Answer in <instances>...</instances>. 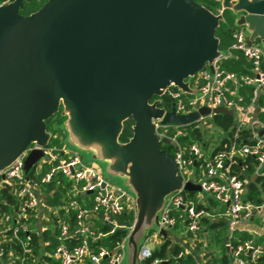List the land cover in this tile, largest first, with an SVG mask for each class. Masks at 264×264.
Segmentation results:
<instances>
[{"label":"water","instance_id":"95a60500","mask_svg":"<svg viewBox=\"0 0 264 264\" xmlns=\"http://www.w3.org/2000/svg\"><path fill=\"white\" fill-rule=\"evenodd\" d=\"M25 1L0 5V157L16 149L0 173L31 144L25 173L34 167L42 157L38 147L51 137L45 121L60 110L67 119L61 129L72 123L68 142L87 148L92 160H110L105 179L127 180L135 196L137 190L143 196L152 191L157 210L151 222L143 226L144 213L135 216L124 245L122 264H138L140 240L158 230L168 196L201 192L199 183L183 182L171 154L160 147L172 143L154 132L152 120L187 127L208 116H234L223 107L204 105L177 115L173 105L169 111L159 106L170 85L195 95L190 88L195 74L205 66L213 71L214 61L225 57L215 33L221 12L232 10L227 4L234 0H224L218 15L194 0H47L23 16ZM239 4L244 13L234 26H244L247 44L259 40L264 50V0ZM128 119L132 136L122 143ZM258 134L264 139L263 130ZM137 181L145 182L141 189ZM160 234L167 237L164 230Z\"/></svg>","mask_w":264,"mask_h":264},{"label":"built area","instance_id":"2783aa9c","mask_svg":"<svg viewBox=\"0 0 264 264\" xmlns=\"http://www.w3.org/2000/svg\"><path fill=\"white\" fill-rule=\"evenodd\" d=\"M11 1L4 0L0 5ZM230 34L232 42L225 57L214 61L213 71L205 66L192 79L190 88L196 90L195 95L183 94L173 85L168 86L165 93L177 115L188 114L204 105L210 109L223 107L233 111L237 130H250L251 137L246 143L224 145L214 152L213 144L204 149L197 142L187 144L182 141L185 136L182 127L163 126L159 119L152 120L154 132L172 143L170 154L179 176L183 182L199 183L201 192L194 193L203 198L196 202L184 190L170 195L159 213L158 230L151 238H160L162 230L168 232L180 225L189 243L192 242L188 249L180 246L176 259L184 258L191 254L190 250L207 246L199 237L208 232L211 223L222 219L227 231L226 264H258L264 258V242L234 240L233 237L240 225L264 210V198L260 204L244 199L250 169L255 177L264 174V139L258 134V130L264 131V122L251 117L254 104L264 91V50L255 43L248 45L247 35L241 29H232ZM232 52L241 53L251 66V73L244 81L252 86L253 92L245 107L237 106L227 92L226 85L236 81V74L219 66ZM210 117L201 118V125H196L202 128ZM32 149L33 144L0 173V192L9 189L17 201L14 206L0 194V205L7 207V210L0 208V264H27L28 261L32 264H122L127 234L112 248L99 242L119 229L128 231L131 228L132 225L118 222V218L126 213L123 204L126 194L107 181L98 168L84 164L77 153L64 148L38 147L42 157L32 168L33 176L29 177L24 171V162ZM56 176L67 179L71 185L66 192L68 201L64 206L50 210L47 218V221H54L52 227L57 244L52 250L45 249L34 255L32 234L37 232L31 227L30 218L43 204L42 189ZM77 196L81 198L77 199ZM85 196H89L88 201ZM98 224L107 229L103 230ZM149 239L140 246L138 264L152 255L153 250L147 246ZM152 264H167V261L155 259ZM192 264L204 263L196 261Z\"/></svg>","mask_w":264,"mask_h":264},{"label":"trees","instance_id":"16d2710c","mask_svg":"<svg viewBox=\"0 0 264 264\" xmlns=\"http://www.w3.org/2000/svg\"><path fill=\"white\" fill-rule=\"evenodd\" d=\"M4 0H0L2 2ZM199 5L205 7L208 10H212L214 8L220 7L219 2H216L214 0H194ZM47 2V0H28L23 3V7L19 10V13L23 16H29L35 12H37L40 8L43 7V5ZM224 24V23H223ZM219 24L218 28L216 29V37L219 40V48L222 44V41L224 40V37H228L231 33L232 28L229 26V28L226 26ZM222 68H226L229 70H236V64L228 61L223 62L221 65ZM153 99H157V97H152ZM161 103L159 104L160 107H163L165 109H168L171 106L170 100L168 99L166 93L161 96ZM58 115V116H57ZM57 116V117H56ZM56 117V118H55ZM59 119L62 121L64 120V117L60 115V110L55 113L53 116L48 118L45 121L46 125V131L51 133V137L49 139L48 145L50 146V142L52 139L59 140L58 134L62 133V129L58 126L57 129L54 130L51 127L54 126V124H58ZM209 127H214L217 132L221 133V138L219 141V145L214 147V152L219 151L222 149V147L228 146L232 143L235 144H241L248 142V138L251 137L250 130L241 129L237 130V127L235 125L234 118L227 115H213L209 118ZM132 125L133 121L131 119H128L123 124V130L119 137L120 142L125 143L129 140V138L132 136ZM207 126V127H208ZM188 129H190V132L186 134L184 137L181 138L182 141H184L187 144H191L194 142H197L201 144L204 149H208L211 145V143L214 141V136L208 135V131L205 129L200 128L196 124H192L191 126H187ZM61 143V148L63 146V143L59 140ZM161 149L165 150L168 153H172V147L165 144H160ZM251 160L249 159L248 162ZM33 169H31L28 172V176H33ZM57 182V186H55V183ZM70 182L67 181L65 178L61 176H56L53 181L46 186H44V193H47L45 196V202L49 204L52 208L56 205L63 206L68 201V197L66 196L67 190L70 189ZM69 188V189H68ZM53 190V192H51ZM2 199L8 201L12 205L16 206V199L13 195V193L9 192V189L4 188L0 192ZM189 198H193L194 192H188L185 193ZM78 199V196L76 197ZM248 200H254L257 204H260L263 201L264 198V174L261 176L256 177L255 181L250 184L249 186V192L247 194ZM53 204V205H51ZM0 208H3L7 210V207L0 205ZM62 210L60 211V215H62ZM72 214V212H71ZM122 217H125L124 222L129 221V223L132 222V214L126 212ZM54 221H51V224ZM100 228L103 230H106L107 228L101 224H98ZM129 226V225H127ZM226 223L220 219L214 223H211L208 226V231H211L213 234V240L217 245L220 247V254L217 259L213 261H209L208 264H226L228 262V254L226 251ZM127 234L126 229H119L114 234L109 235L105 240L99 242V244L105 245L109 248H112L115 246V244L120 241L122 238L125 237ZM33 244H32V254L38 255L41 251V242L49 241V245L45 246L46 250H52L56 246V238H55V232L54 230L46 231L42 238L40 239L38 234L33 233ZM163 242L162 244L155 248L152 251V255L150 258L145 259L142 261L141 264H152L155 259H162L166 260L167 264H192L195 262L193 259V256L188 254L184 258L176 259V256L178 252L181 250V247L177 244H173L171 239L168 237H162ZM234 240L241 239L245 240L246 237L240 236V234H235L233 237ZM258 243L264 242V238L257 239ZM32 256V255H31ZM32 258V257H29ZM260 261H264V258L260 259ZM27 264H32L31 261H28Z\"/></svg>","mask_w":264,"mask_h":264},{"label":"crops","instance_id":"0c3cea01","mask_svg":"<svg viewBox=\"0 0 264 264\" xmlns=\"http://www.w3.org/2000/svg\"><path fill=\"white\" fill-rule=\"evenodd\" d=\"M224 61L225 62L230 61L233 64L234 63L236 64V70H229V69L225 68L228 71L234 72L237 76L236 81L228 83L226 85L229 97L234 101V103L237 106L245 107L249 104L251 97H252V92H253L252 86L244 81L245 77L249 76L251 73V66H250L249 62L239 52H232L230 57L223 59L221 61V63L219 64V66L221 68H222L221 65L223 64ZM251 117H252V119H256L260 122H264V91H261L257 101L255 102ZM64 120L65 121L67 120L66 117H64ZM234 121H235V118H234ZM66 124H67V126H66L67 129L62 130L63 137H64L63 138L64 143H63L62 148H64L65 150L74 151L76 153L78 152L79 154H82L85 158H86V155L91 156L87 152L88 151L87 148L82 147V146H78V144L74 145V142L72 141L73 139L71 137V133L69 132V130L72 127V123L68 121ZM68 137L70 139H72L71 140L72 143L70 141H69L70 143L68 142V139H69ZM218 141H220V140H218ZM218 141H215V139H214V141L211 144H214V142L219 143ZM217 145H215V146H217ZM215 146L213 145V147H215ZM96 158H101V156H97ZM107 162H110V160L102 158V160H100V159L99 160L98 159L92 160V162H90L89 165H92V166L98 168L103 174L111 175V171H110L109 167L107 166L108 165ZM101 165H103V166H101ZM255 179H256V177L253 175V170L250 169L248 184H246V186H245L244 199H245V201L257 204L254 200H248V198H247V194L249 192V186L251 183H253L255 181ZM55 186H57V182L55 183ZM44 189L45 188L42 189V194L44 197L43 204L40 205L35 212H33V215H31V218H30L31 227L35 229V231L37 232L40 239L42 238L43 234L46 231L53 229L52 224H51V220L48 219V221H47L49 211L53 210V209H58L59 207H61L59 205H56L55 207L52 208L49 204H47L45 202V196L47 193H44V191H43ZM119 189L121 191H123L121 188H119ZM67 191H69V190H67ZM51 192H53V190ZM123 192L127 196L125 198V200L123 201V204H124V207L126 208V212L132 214V219H133L132 224H133L134 218H135L136 206L135 205L133 206L134 203H133L132 196L131 197L128 196V193L126 191H123ZM170 195L168 197H170ZM198 196H200V195H198ZM80 198L81 197H79L78 199H80ZM200 198H203V196L199 197V199ZM84 199L88 201L89 196H85ZM43 229H44V231H43ZM175 229L182 230L180 228V225H177L176 228L171 229V230H175ZM171 230H169V231H171ZM169 231L167 232V235L171 239L173 244H177L179 246L185 247V249H188L189 246H191L192 242H191V244L189 243V239L185 235L184 231H183V233L178 232L176 234H174V233L170 234ZM208 232H210V231H208ZM208 232L206 234H208ZM226 233H227V231L225 229V234ZM237 234H240V236H242V237L243 236L246 237V240H252L255 242H257V239L264 238V210L258 211L257 213H255L253 215V217H251L249 219V221L247 223L240 225L238 228ZM149 242H150V244L147 243V246H149L152 250H154L155 248L159 247L162 244L163 239H162V237H160V238L154 237V238H151V240H149ZM225 242H226V240H225ZM48 244H49V241L41 242V251L40 252H43V250H45V246H47ZM199 247H198V249L190 250V252L193 256V259L195 260V262L196 261H202L204 264H208L209 261H206V262L204 261L203 258H205V257L204 256L202 257V255L200 253L201 250L199 249ZM226 251H227V249H226ZM261 263H264V261L258 262V264H261ZM85 264H89V263L86 262Z\"/></svg>","mask_w":264,"mask_h":264},{"label":"rangeland","instance_id":"374dc122","mask_svg":"<svg viewBox=\"0 0 264 264\" xmlns=\"http://www.w3.org/2000/svg\"><path fill=\"white\" fill-rule=\"evenodd\" d=\"M241 1H243V0H234L231 3H228L227 4L235 12V14H233L231 12L232 10H225L224 9V11L221 12L222 13V20L220 21V24L224 25L225 27L227 26L228 28L230 26L232 29H241V30L244 31L245 34H247V30H246V28L244 26L243 27H235L234 26L235 19L238 16H240V15H242L244 13V11H242L240 9V7L242 8V6H243L242 4H239V2H241ZM246 1L251 2L252 0H246ZM219 4H220V7L214 8V9L210 10L214 15H218L220 13V11L222 10V7H225V1L223 0V2L222 3L220 2ZM230 35L228 37H226V38L224 37V40L222 41V44L220 45V48L219 49L223 53H227L228 48H229V46H230V44L232 42ZM253 43L260 45L259 40H255ZM191 83H192V80H191ZM58 122H59L58 124L57 123L54 124V126H52L51 128L54 129V130H56L57 129L56 127H58V126L61 128V124H62L61 123V120L59 119ZM209 123H210L209 120H207L206 123L202 126L203 129L206 128V130L208 131V135L209 136L210 135L214 136L215 137L214 138L215 141L220 140V138H221L222 135L220 134V132H217V130H215L214 127H212V126L209 127L208 126ZM182 129H183L185 135L190 132V129H188L187 127H182ZM58 136H59V140L62 143H64V140H63V138H64L63 137V132L61 134H58ZM40 140H43V139H40ZM59 140L52 139L51 142H50V146H52V147H54L55 149H58V150L61 149V143L59 142ZM217 144H218L217 142H214L213 145L215 146ZM15 151H16L15 146L14 147H10L6 151V153H4L3 156L0 157V171L2 170L3 166H5V164L9 160L11 161V159L13 158V156L15 154ZM77 154L82 158L84 164L89 165V163L92 162V159H91L90 156L86 155V158H85L82 154H79L78 152H77ZM101 166H103V165H101ZM107 180L110 183L114 184L117 188H121L123 191H126L128 193V196H130V197L132 196L133 203H134L133 206L134 205L136 206L135 216L142 217V214L144 213L145 217L143 216V219H144L143 226L144 225H148V223L151 222L152 217H153L155 211L157 210V206L154 205V204H156V202H154L155 199H154L153 196H151L152 195V191H150L149 194L145 191L144 192V196H143V194L141 193V191L140 190H137V196H135V194L133 192L127 191L128 189H126V187H125V185H127V183H128L127 180H124V179H121V178H109ZM130 183H134V182L131 180ZM144 183H145L144 181L143 182H139V181L136 182V184L139 186L140 189L143 187ZM149 187H150V189H152L151 188L152 187L151 184H150ZM193 198L197 202V200L199 198L198 197V194L195 193V195L193 196ZM51 205H53V204H51ZM143 210H144V212H143ZM124 220H125V217H119L118 218V222L120 224H124V225H131L132 224V222L129 223V221H128V223H127V222H124ZM132 221H133V219H132ZM180 228L182 230L175 229V230H171L169 232H170V234L171 233L176 234L178 232L183 233L184 229L182 227H180ZM155 231H156L155 229H151L150 231L144 233L143 237L140 240V243L141 244L144 243L145 242V239H147V238H150L149 240H151V236L155 233ZM212 237H213V234H212L211 231L208 232V234L202 235V236L199 237L207 245L205 248H202V246L199 247V249L201 250L200 253H201L202 257L203 256L205 257V258H203L205 262L206 261H213V260L217 259V257H219V254H220V250L221 249H220L219 245H217L215 243V241L213 240ZM148 244H150V242H148ZM83 264H85V263H83ZM261 264H264V263H261Z\"/></svg>","mask_w":264,"mask_h":264}]
</instances>
